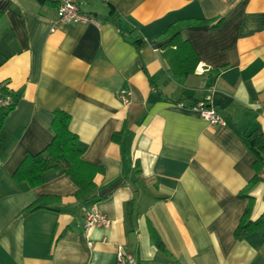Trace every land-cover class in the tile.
I'll list each match as a JSON object with an SVG mask.
<instances>
[{
	"label": "crops",
	"instance_id": "obj_1",
	"mask_svg": "<svg viewBox=\"0 0 264 264\" xmlns=\"http://www.w3.org/2000/svg\"><path fill=\"white\" fill-rule=\"evenodd\" d=\"M57 3L0 0V83L14 105L3 120L0 109V264H117L118 248L135 264H264V229L234 236L249 203L250 221L264 214V167L244 139L264 133V0H79L95 22L51 32ZM181 20L196 22L180 33L199 63L179 83L159 36ZM56 111L101 169L82 199L54 171L36 187L13 179L52 141ZM256 174L249 202L239 193ZM93 208L110 225L85 234Z\"/></svg>",
	"mask_w": 264,
	"mask_h": 264
},
{
	"label": "trees",
	"instance_id": "obj_2",
	"mask_svg": "<svg viewBox=\"0 0 264 264\" xmlns=\"http://www.w3.org/2000/svg\"><path fill=\"white\" fill-rule=\"evenodd\" d=\"M196 24L194 21L181 20L171 24L159 38L166 40L160 50L168 64V75L176 82L182 83L186 77L193 74L199 63V59L191 48L189 42L184 39L180 30L184 27ZM135 43H142L141 40ZM10 94L6 87L0 83V96ZM14 108L12 104L7 109H2V120ZM1 120V121H2ZM70 117L62 111H56L52 120L53 139L41 152L35 155H26L16 171L13 179L17 183H27L30 187H36L44 183V174L54 171L57 175L67 176L76 186L75 196L82 199L94 189L93 177L101 171L99 167L85 162L82 159L83 152L78 145L77 136L68 129ZM117 139V134L113 136ZM246 145L254 158L255 172L264 167V133L256 128L248 135H244ZM258 182L257 174L250 180L247 186L239 193V196L248 198L250 190ZM44 199H39L28 207V211L38 209V204ZM251 211L250 203L246 208L238 227L234 232L236 238L264 229V214L256 221L249 220ZM150 241L159 250L165 251L162 242L153 230H150Z\"/></svg>",
	"mask_w": 264,
	"mask_h": 264
},
{
	"label": "built area",
	"instance_id": "obj_3",
	"mask_svg": "<svg viewBox=\"0 0 264 264\" xmlns=\"http://www.w3.org/2000/svg\"><path fill=\"white\" fill-rule=\"evenodd\" d=\"M80 22H95V20L91 16L81 12L79 0H58L55 19L51 24L50 31L54 32L57 27L61 25L76 24ZM12 104L10 94L0 96V109H7ZM192 109L196 110L209 125H225V120L219 117L205 102L195 103ZM109 225L110 220L107 216L93 208L85 215L83 230L85 234H89L94 228H105ZM116 262L117 264H135V259L132 254L126 252L122 248H118L116 252Z\"/></svg>",
	"mask_w": 264,
	"mask_h": 264
}]
</instances>
